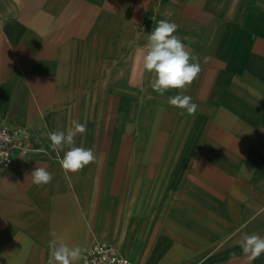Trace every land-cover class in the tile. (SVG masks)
Here are the masks:
<instances>
[{
	"label": "crops",
	"instance_id": "1",
	"mask_svg": "<svg viewBox=\"0 0 264 264\" xmlns=\"http://www.w3.org/2000/svg\"><path fill=\"white\" fill-rule=\"evenodd\" d=\"M161 19L199 57L195 115L143 68ZM72 121L96 161L66 174L48 134ZM2 126L33 151L0 170V264H47L53 239L135 264H264L240 243L264 237V0H0Z\"/></svg>",
	"mask_w": 264,
	"mask_h": 264
},
{
	"label": "clouds",
	"instance_id": "2",
	"mask_svg": "<svg viewBox=\"0 0 264 264\" xmlns=\"http://www.w3.org/2000/svg\"><path fill=\"white\" fill-rule=\"evenodd\" d=\"M178 25L161 19L148 35L147 51L143 55V68L152 74L151 87L153 91L163 96L169 90H178L181 94L170 96L171 106L185 110L189 115H195L197 104L192 97L183 92L198 78L201 72L199 57L194 55L176 35ZM183 115V111L181 112ZM87 131L86 124L72 121L66 131H53L48 134L50 149L57 153L58 162L66 174L78 173L86 166L96 161V155L91 148L75 145V137ZM65 147L67 150L64 151ZM64 151L63 158L59 153ZM6 159V157H5ZM32 182L42 186L52 181V174L38 166L30 174ZM55 236V233H53ZM243 253L249 260L258 258L264 253V237L258 234L245 233L241 238ZM50 255L47 264H76L82 258V249L78 246L69 247L63 241H50Z\"/></svg>",
	"mask_w": 264,
	"mask_h": 264
},
{
	"label": "built area",
	"instance_id": "3",
	"mask_svg": "<svg viewBox=\"0 0 264 264\" xmlns=\"http://www.w3.org/2000/svg\"><path fill=\"white\" fill-rule=\"evenodd\" d=\"M32 151L33 144L28 129L0 127V170L8 168L16 157H25ZM83 257L87 264H135L121 254L115 243L105 241L91 242L85 247Z\"/></svg>",
	"mask_w": 264,
	"mask_h": 264
}]
</instances>
